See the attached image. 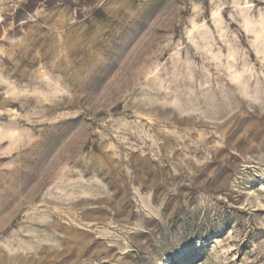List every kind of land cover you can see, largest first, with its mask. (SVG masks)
I'll return each instance as SVG.
<instances>
[{"label":"rangeland","instance_id":"1","mask_svg":"<svg viewBox=\"0 0 264 264\" xmlns=\"http://www.w3.org/2000/svg\"><path fill=\"white\" fill-rule=\"evenodd\" d=\"M0 264H264V0H0Z\"/></svg>","mask_w":264,"mask_h":264}]
</instances>
